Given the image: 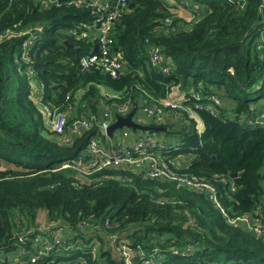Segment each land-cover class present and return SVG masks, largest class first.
Instances as JSON below:
<instances>
[{
	"label": "trees",
	"instance_id": "1",
	"mask_svg": "<svg viewBox=\"0 0 264 264\" xmlns=\"http://www.w3.org/2000/svg\"><path fill=\"white\" fill-rule=\"evenodd\" d=\"M47 1L0 0V264H33L19 249L36 252L32 238L50 240L55 230L61 232L60 243L36 264H74L81 254L86 255L82 264H264L263 239L229 220L264 209V125L248 122L264 112V47H259L264 42L258 41L264 35V0L174 1L177 7L202 8L188 20L177 18L165 0ZM119 6L124 12L108 36L112 51L122 55L121 73L113 77L100 66L83 69V57L100 52L101 24ZM39 26L29 70L24 36L8 32ZM154 47L161 48L158 64L152 61ZM169 61V71L163 72ZM175 84L222 98L216 115L196 108L197 100L191 104L203 120L202 134L188 112L181 114L175 132L170 125L163 129L183 143L181 153H194L183 160L181 173L216 185L219 205L190 186L132 170L104 168L92 174L96 182L82 179L64 164L90 151L98 127L66 142L46 126L35 101L44 96L65 111L82 90L69 121L88 113L101 121L103 102L111 106L131 97L138 108L141 101L165 97ZM145 125L153 129L135 132L163 127ZM103 174L113 178L98 182ZM119 174L127 181L117 179ZM44 211L51 223L43 232L37 219ZM25 225L33 227L31 234L19 232ZM93 226L94 236L101 229L111 236L124 233L136 255L131 261L113 257L101 244L77 254V247L69 250L89 236L84 228ZM57 250L60 254H54ZM15 257L22 259L14 262Z\"/></svg>",
	"mask_w": 264,
	"mask_h": 264
},
{
	"label": "built area",
	"instance_id": "2",
	"mask_svg": "<svg viewBox=\"0 0 264 264\" xmlns=\"http://www.w3.org/2000/svg\"><path fill=\"white\" fill-rule=\"evenodd\" d=\"M122 2L125 0H121ZM49 4L47 0H43V3ZM99 8H109L108 4L101 5ZM124 12L122 7H117L114 11L110 12L107 19L101 24L99 40L101 42L100 52L93 53L81 60V66L83 69H91L93 67L100 66L107 73H110L113 77H117L123 68L124 61L120 53H114L111 49L113 40L109 38L108 34L113 29L116 20H119L120 15ZM10 35H23V41L21 44L22 55L29 63L28 69H32V55L30 51L36 44V41L41 35L40 26L36 29H20L9 30ZM4 35L1 34L0 37ZM161 48L154 47L152 51V61L155 64L161 62ZM169 61L167 66L162 67L163 72H168L170 68ZM82 90L76 92L74 97V103H69L65 111H61L60 107L56 104H50L44 100V96L35 97V101L40 103V110L43 115L46 126L50 128L54 133L58 134L61 139L66 142H70V138L76 135H80L85 131H88L94 127H98V131L90 141V151L86 154L80 155L77 159L67 161L64 167L75 168L79 171V176L82 179L89 181H95V176L92 175L96 172L103 170L104 168H121L123 165L126 167H132L131 164L145 163L146 169L142 170V173L146 177L168 179L176 181L179 184L190 186L198 192H204L208 194L214 204L219 205L221 203V194L218 191L216 185L210 183L199 176L189 175L187 173H181V168L184 166L183 160L193 157L192 152L183 154L179 150L186 148L181 141H170L168 137L163 138L159 136L156 131H138L135 132L131 127H125L121 129L120 133L109 134L108 129L110 125L116 120L118 114L127 116L130 112L135 110L134 118L136 121L146 124L152 122L161 125L167 117L171 122L179 120L181 114L188 112V117L195 121V127L199 134L204 131L203 120L197 115V113L191 109V104L195 100L198 101L196 108H205L212 114L216 115L219 112L218 106L221 102L220 98L214 94H203L202 88L190 87L188 89L182 88L181 84H175L170 87L167 95L160 98L157 102L144 101L139 103L140 107L133 105L131 97L121 102L109 105L103 101V119L98 120V114L88 113L85 117L75 116L72 121H69V113L77 110L76 103L79 101V97L82 96ZM113 97H120L117 95H109ZM202 97V98H201ZM71 97L67 96V100ZM208 99V100H207ZM211 102H210V101ZM208 101L210 104L206 105L203 102ZM132 102V105H131ZM188 108V110H186ZM141 110V117L136 119L137 111ZM176 119H175V118ZM190 123V120L187 121ZM249 123L257 122L264 125V112L261 113L254 120H248ZM162 126V125H161ZM168 138V139H167ZM119 143L112 147L111 143L114 140ZM130 141L129 146H124V143ZM110 144V145H109ZM109 145V147L107 146ZM180 155V156H179ZM183 157L182 161L180 160ZM190 163V162H189ZM3 162L0 160V167ZM151 172L149 173V170ZM137 171V170H136ZM140 172V171H138ZM106 176V177H105ZM103 178H113V175L103 174V176H97V181L101 182ZM117 179L125 182L127 176ZM232 190L236 189L234 183L231 184ZM231 223L244 224L251 232L263 239L264 241V209L257 207L253 212L243 214L237 217H229ZM20 243L25 244V236L20 233ZM25 234H29V231H25ZM55 235V234H54ZM59 235V234H56ZM48 236L37 235L32 238V247L36 252H32L31 249L27 250V247H21L19 252L23 256H28L31 263L36 264L44 257L48 256L46 242L50 240H43ZM31 241V240H30ZM38 246H43L44 251L40 250ZM177 252V250H175ZM155 263V262H154ZM153 263V264H154ZM150 264V263H149Z\"/></svg>",
	"mask_w": 264,
	"mask_h": 264
},
{
	"label": "rangeland",
	"instance_id": "3",
	"mask_svg": "<svg viewBox=\"0 0 264 264\" xmlns=\"http://www.w3.org/2000/svg\"><path fill=\"white\" fill-rule=\"evenodd\" d=\"M174 1H176L178 4H180L179 2H182L183 0L182 1H179V0H165L167 6L172 10V12L176 13V17L177 18H182V19H185V20L191 19L192 18L191 17L192 16L191 13L194 14V13H196L198 11H201V9H202L201 7L200 8H197L198 5L195 4L194 5V8H190L189 9V13L190 14L187 17V15L185 14V11L184 10L183 11H179V8L176 5H174ZM182 9H185V8H182ZM258 41L263 43L264 42V35H263V37L261 35V38H259ZM259 47L260 48L264 47V44L259 45ZM219 98L222 100V98L220 96H219ZM140 117H141V110H138L137 111V114H136V119L137 118H140ZM176 120H177V124H176V121L175 122H171V120L169 119V117H167V119L164 122L161 123V125L163 127H160V129L157 130L156 133L159 136H162L163 138L168 137L170 139V141H175V140H173V139L170 138V133L167 132V131H164L163 129H166V128H164V126H167V125L169 126L170 125L171 126V129L174 128L172 131L175 132L177 130L176 127L179 125V123H178L179 120L178 119H176ZM116 133H120V130H117ZM118 143L119 142L115 139L111 143L112 144L111 146L114 147ZM129 143H130V141L125 142L124 143V146H129ZM126 166L127 165H123L119 169H122L124 171H126V170H132V171L137 172V173H138V171H140L139 173H142V170L147 168L146 165H145V163H142V164L139 163V165L131 164L132 167H130V168L129 167H126ZM15 169H21V168L17 167ZM150 172H151V169L149 170V173ZM122 175L119 174L117 176H118V178H120V177H122ZM37 221H38L40 227L43 228L42 229L43 232L50 227V223L51 222L48 221V217H47V214H46L45 211L44 212H40L38 214ZM55 226H57V225H55ZM86 226H92V224H86ZM23 229L25 231H29V234H31L32 233V230H33V227H29V226L25 225V226L22 227V230L19 231V232H22ZM92 229H94V226H93V228L92 227L84 228L85 234L88 233L89 236H85L84 238L83 237L78 238V240L75 241L74 244H72L71 249H69V250H72L73 248H76L77 247V249H74L73 250L75 252V254H77L78 253V250L80 248H82V247L85 249L87 247H92L93 244H101V245H103V248H104L105 251H107L108 253H111L112 252L113 257L116 256V255H119V256L124 257L126 260H130L131 261L132 260L131 257L136 255V253H135V251L133 249L128 248V244H126L127 243V239H126V236H125L124 233H121V234H113L111 236V235H108L106 233L107 231L105 232V231H103L101 229L100 234L97 235V236H94L93 234L89 233V232L92 231ZM53 234H55V237L50 238V241L52 242V244H50L49 241L46 242V244H47L46 247H47V251H49V253H48L49 255H52L51 252L54 250V247H55L54 244L55 243H60V241H61V236L60 235H56V234H61V232L59 230H55ZM88 240H89V242H88ZM86 242H87V244H86ZM38 248L40 250L44 251L43 246H38ZM95 253H97V255H98L99 249H96L95 250ZM95 253H94V255H95ZM54 254H60V251H58L57 253H54ZM75 254L73 252H71V253H69V256L71 258H73L75 256ZM20 259H22V258L19 257V259H18L17 257H15L14 262L15 261H18ZM85 259H86V255L81 254L80 258H76L75 259L76 262L74 264H82V262L85 261ZM70 262L73 263L72 260ZM149 263H150V261H146L144 264H149Z\"/></svg>",
	"mask_w": 264,
	"mask_h": 264
},
{
	"label": "water",
	"instance_id": "4",
	"mask_svg": "<svg viewBox=\"0 0 264 264\" xmlns=\"http://www.w3.org/2000/svg\"><path fill=\"white\" fill-rule=\"evenodd\" d=\"M259 19H262V14L259 15ZM99 46H96V50H98ZM135 110L130 112L127 116H122L120 114L117 115L116 120L110 125L108 132L112 135L114 131L121 129L123 127H131L133 129H142V130H152L153 126L145 125L141 122L135 120ZM160 129V128H159ZM158 129V130H159Z\"/></svg>",
	"mask_w": 264,
	"mask_h": 264
},
{
	"label": "crops",
	"instance_id": "5",
	"mask_svg": "<svg viewBox=\"0 0 264 264\" xmlns=\"http://www.w3.org/2000/svg\"><path fill=\"white\" fill-rule=\"evenodd\" d=\"M178 8H179V11H183V10H184V11H185V14L187 15V17L189 16L190 13H189V9H188V8H185L186 10H185V9H182L181 6H179ZM117 135H118V134H117ZM169 140H170V139H169ZM109 145H110V144H109ZM109 145H107V146L109 147ZM110 146H111V145H110ZM182 159H183V157H182L180 160L182 161ZM135 165H139V163H135Z\"/></svg>",
	"mask_w": 264,
	"mask_h": 264
},
{
	"label": "clouds",
	"instance_id": "6",
	"mask_svg": "<svg viewBox=\"0 0 264 264\" xmlns=\"http://www.w3.org/2000/svg\"><path fill=\"white\" fill-rule=\"evenodd\" d=\"M110 134V133H109ZM180 152V151H179ZM184 153V152H183ZM5 164V163H4Z\"/></svg>",
	"mask_w": 264,
	"mask_h": 264
}]
</instances>
